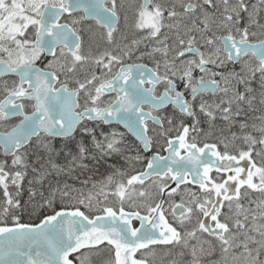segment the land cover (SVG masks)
Masks as SVG:
<instances>
[{
    "label": "snow or ice",
    "instance_id": "snow-or-ice-1",
    "mask_svg": "<svg viewBox=\"0 0 264 264\" xmlns=\"http://www.w3.org/2000/svg\"><path fill=\"white\" fill-rule=\"evenodd\" d=\"M259 4L264 7V0H259ZM204 5L212 10L211 15ZM221 6V19L216 27L224 28L227 35L216 36L212 25ZM126 7L120 0H0V78H18L11 86L2 81L6 94L0 100V121L23 117L10 131L0 133V147L6 155L13 157L12 165L23 163L20 150L33 137H39L42 132L49 136H68L85 120L122 124L136 136L145 151H151L153 147V140L148 135V122L151 121L162 129L161 136L167 145L163 148L167 155L154 153L143 170L135 174L117 170V175L126 178L114 181L109 176L107 184L98 189L94 185V190L87 194L68 186L63 190L53 189L45 200L53 214L45 215L39 224L20 223L19 217H15L14 226H0V240L3 241L0 264H73L69 256L77 252L80 253L77 257L80 264H89L88 253L81 249H99L105 242L114 249V259L106 264H149L147 257L155 252L152 246L188 247L191 239L198 242L191 246V264H200L198 253H204L203 245L207 241H201L197 233L207 234L219 242V261L213 264H264V201H249L248 207L241 202L242 198H247L248 190L264 193V164L257 166L252 156L254 147L260 145L256 154L264 159V118L259 128L253 125L259 137L246 134L247 150L231 155L227 144L223 153L216 150L215 144L205 143L199 147L194 137L191 141L188 139L189 126L186 125H182L181 134L169 137L171 127L165 129L164 125L171 126L172 120L153 115L169 104L188 116L196 115L184 92L178 90V81L190 91L193 101L203 93L227 94L228 78L222 72L212 70L224 67L225 59L238 62L245 57L255 58L264 75V39L249 40L250 35H256L250 33V26L264 29L258 19L261 8L250 6L246 0H235V3L230 0H202V3L199 0L196 3L192 0L186 3L183 0L168 3L143 0L135 13L137 28L148 29L151 37L159 36L164 27L176 30L172 46L160 41L162 47L147 53L150 57L156 53L163 57V71L160 60H155L154 68L141 63H125V57L131 59V48L122 50V54L105 51L93 58V63L106 72L101 75L93 72L83 81L76 79L77 87L69 88L68 80L73 77L68 74L75 73L77 66L90 58L81 53L84 38L82 29L77 26L82 21H95L100 28L106 29V39L112 43L121 20L120 10ZM178 7L182 11H177ZM198 9L200 17L192 19L188 16L190 25L183 23L186 14L196 13ZM76 12L83 15L70 22H61L62 17L71 18ZM166 19L175 20V23L165 25ZM242 20L245 26L237 27ZM233 28L238 37L233 34ZM201 42L207 46L205 51L198 46ZM48 56L52 59L48 60ZM186 56L196 59H186ZM38 61H47L45 68L39 67ZM113 65L118 66L114 74ZM197 70L203 73L198 78L194 76ZM61 75L65 77L63 81ZM217 75L221 80L214 78ZM239 79L243 80V77ZM160 84L164 85V91L156 95V87ZM246 91H250L247 83ZM81 92L84 94L83 107ZM110 93H115V97L105 104L101 97ZM234 98L245 100L240 93ZM24 100L35 101L31 114L24 112L25 105L20 103ZM221 103L226 104L220 110L228 120L232 115V100ZM145 105L149 111L145 110ZM199 107L211 120L215 119L211 109H219L220 105L201 102ZM83 130L94 131L86 126ZM192 130L196 131V128L193 126ZM122 136L112 132L110 138L105 137L106 144L96 142L95 146L104 155L119 153ZM85 151L80 146L81 156ZM126 159L131 164L133 160L139 161L141 156L137 154ZM240 161H245L246 166L239 167ZM213 169L217 174H234L218 182L209 175ZM242 173L244 178H241ZM10 176V183L18 187L23 180L22 171L10 173L0 165V186L7 205L3 208L4 213L9 208L19 207V201L9 192ZM254 177L258 178L257 182ZM191 184L198 185L199 195L181 188V185ZM108 185L113 187L109 189ZM242 188L245 189L243 193ZM57 192L62 204L65 200L75 201L70 210L66 206L59 211L53 208ZM110 195L119 200V207L101 206L102 200L107 201ZM176 197H179L178 201ZM137 201L144 209L143 214L138 210ZM126 203L133 210H126ZM253 203L255 208L251 207ZM77 205H83L89 212L95 207L102 214L90 217ZM225 208L227 211H222ZM193 217L196 223L188 230L186 226L191 224ZM134 220L138 226L133 224ZM137 252H141L140 258H136Z\"/></svg>",
    "mask_w": 264,
    "mask_h": 264
},
{
    "label": "flooded vegetation",
    "instance_id": "flooded-vegetation-1",
    "mask_svg": "<svg viewBox=\"0 0 264 264\" xmlns=\"http://www.w3.org/2000/svg\"><path fill=\"white\" fill-rule=\"evenodd\" d=\"M121 3L127 5L126 8H122L121 11V20L120 23L118 25V31L115 34V54H122V50L126 51L128 48L132 49V53H131V59H128L127 57H125L124 62L125 63H141V64H146L149 68H154L155 67V60H160L161 61V71H163V57L159 54L156 53L153 57H150L149 55H147V53L152 52L153 48L156 47H162V44L160 43V41H164L165 43H167L169 45V41H168V27H164L161 29V34L157 37H151L148 34V29H139L136 27V9L139 5H141L143 3V0H120ZM153 2H173V0H153ZM178 2V0H177ZM183 2H188V0H183ZM193 3H196L195 0H192ZM198 2V0H197ZM231 2V0H230ZM246 3H248L250 6L251 5H256L258 8H261V11L259 12V22L260 24H264V7L260 6L259 4V0H246ZM177 11H182L181 9H177ZM200 10L198 9L197 12H199ZM196 12V13H197ZM83 13L80 12H76L72 14V17H68L67 15L65 17H62L61 22H65L68 21L70 22L72 18L75 17H79L82 16ZM243 16H246L245 13H242ZM165 16H167V13H165ZM184 21V19H183ZM165 25H167V19L165 20ZM241 26L243 27L245 26V21L242 20L241 21ZM77 27L82 29L81 35L84 38V43L82 45L81 51L83 49H85V45L87 42V30L90 29L92 31H102L106 33V29L100 28L98 25H96L95 21H82V23L80 25H78ZM30 31V29H29ZM249 31L251 32H255L256 35L249 36V40L252 42H256L259 39H264V29H261L257 26H250L249 27ZM234 35L238 34L233 31ZM222 35H227V31H222L219 32V35L216 36H222ZM165 37H167V40L165 41ZM133 41H137L138 43L133 44ZM201 48V51H205L206 50V45L203 44V42H201L198 45ZM218 46L221 47V49H223V45L219 44L218 42ZM46 55V54H45ZM140 59H138V57H141ZM186 59H196V57L194 56H186ZM48 60H51L52 57L48 56L47 57ZM169 59H171V52L169 53ZM38 66L41 68H45L47 61H45L44 63L41 62H37ZM258 62L255 60V58H251V57H245L243 58V60H240L238 62H232V61H228L227 59H225V64L224 67L222 68H212L213 71L216 72H222L224 74L225 77L228 78V87H232L233 85H236L240 88V93L243 94L245 96V100H237V99H233L234 97L231 95L232 94V89L229 88V92L227 94H223L220 95L222 92H217L215 95L211 94V93H203L199 96L196 97V99L193 101L190 91H186L181 85L180 82L178 81V90L184 92L185 98L189 101V103L192 105V110L196 113V115L193 116H188L185 113H181L180 110L174 106V105H167L166 107L160 109L158 112H153V115H159L162 118L168 119L170 118L172 120V125L169 126L167 123H165L164 128L168 129L169 127H171V131L168 133L169 137L174 138L176 135L181 134L182 132V125H186L189 126V137L188 139L191 141L192 138H195V142L197 143V145L199 147H203V145L205 143L207 144H215L216 145V150L220 151L221 153H223L225 151V144H227V151L229 154L231 155H238V153L242 150H247V143L244 139L246 134H251L253 136H257L256 135V128H252L249 126V133L246 132L247 128H243L242 125L246 124H252L251 122H246L244 123L243 118H245L246 121L249 120L248 116L244 115V112H241L239 110V107L242 106L245 108H251L253 107V99H252V94L257 92V87L258 85H262V82H264V78L261 72L257 73V70H253L254 68H258L257 67ZM99 69V68H98ZM118 66L115 65V70L114 73L117 71ZM252 69V70H250ZM100 70V69H99ZM113 73V74H114ZM203 75V73H200L198 70L196 72H194V76L195 77H199ZM239 77H243V80L239 79ZM64 76L61 75L60 79L61 81L64 80ZM216 80H221V77L219 75H217L216 77H214ZM18 78L15 76H6L3 78H0V100H2L4 98V95L6 94L4 92V84L2 83V81H7L8 82V86L12 85V82L14 80H17ZM205 79H208L207 76H205ZM247 83V88L250 89V91H246V83ZM57 87H59V84L56 85ZM68 86L69 88H75L77 87L76 83L71 81L70 79L68 80ZM223 86V84H222ZM256 87V88H255ZM253 88H255V90H253ZM164 91V85L160 84L157 85L156 87V95H160L162 94ZM230 93V94H229ZM108 101L111 99H114L115 97V93H110V94H106ZM228 101V100H232V115L230 116V119L225 120L224 117L222 115H225V113H223L220 109H222L223 107L226 106V104H222L221 101ZM237 100V101H236ZM108 101H103L105 104ZM201 102H205L208 105H220V108H215L213 107L211 109V111H213V114L215 116V119H211L204 113L200 111V103ZM20 103H23L25 105L24 107V112L27 114H31V112L34 110L33 105L35 104V101H29V100H24V101H20ZM83 92H81V96H80V104L81 107H83ZM103 106V105H102ZM145 110L149 111V107L147 105H145ZM241 112L240 116L236 115V113ZM23 119L22 116H14L11 117L8 120H4V121H0V132H6V131H10L11 128L13 126H15L16 124H18L20 122V120ZM242 120V123H238L239 121ZM199 121V123L197 124L196 122ZM87 124L89 125H93V124H98L100 125L102 128H107L109 126L105 125L103 122H92V121H88L85 120L81 123V125L78 126L76 133L71 136V137H67V138H55V137H51L48 136L44 133L40 134L39 137H33L32 141L23 149L20 150V154L23 155V163L20 165H12V160L13 157L12 156H5L3 154V149L0 147V157L2 158V160L7 163V165H12V167L17 170L19 169L20 171H22L23 173V180L21 181V187L22 189H25V186L27 189H29V186H27L28 184V179L30 177L34 178V176H36L37 174V169L39 167V163L41 161V159L39 158V144H40V140L42 138L52 142L53 144L57 145V147H64L66 148H70L72 146V140L75 137L81 136L82 134H85L83 131L84 126H86ZM258 124V122H257ZM115 129L117 133H121L124 136L122 137V143H121V147L123 150V154H127V156L129 157L130 154H128V152H139L138 154L141 156V159L139 161H135L133 160L131 162V164L129 163V161L127 160V163L130 167H135V165L138 164L139 169L137 171H141L144 169L147 161L151 158V156L156 153V152H160L161 155H166L167 152L163 151L164 147H167V145L165 144V138L163 136H161V131L162 129L158 126L153 124L151 121L148 122V135L152 138L153 140V147L151 149V151L147 152L143 149L142 144L140 143V141L132 134H130L129 132H127L124 128H122L120 125H112ZM193 126L196 128V131H193L192 128ZM244 135V136H243ZM242 136V137H241ZM258 137V136H257ZM259 145H256L254 147L252 156L254 161L257 163V159L255 157V153L254 151H256L258 149ZM66 151V150H65ZM125 151V152H124ZM205 151H208L207 149ZM124 154V156H125ZM210 154V153H209ZM137 154H132V157H135ZM213 159H215L213 157ZM56 161V163H60L62 166H67L66 163H68V159L67 157L65 158H61L59 160H53ZM94 160H91L90 163H92ZM49 162V161H47ZM85 161H81L79 160V164L76 166V169H74L73 171V176L71 179L72 182H74L75 184H77V186L79 187L78 190L83 191L85 194H87L89 191H93V186L95 185L96 188H100L102 186V182L100 180H98L95 176H93L91 173H84L83 171H81V169L87 168L88 164H86ZM241 162V161H240ZM89 163V164H90ZM46 164V163H44ZM86 165V167L84 166ZM127 167L126 170H128ZM77 168H80V170H78ZM131 170V169H130ZM137 171H133L131 170L130 173L135 174V172ZM80 172V173H79ZM88 172V171H86ZM89 174V175H88ZM234 173H221V174H217V172L215 171V169H213L212 172H210V176L213 179H216L218 182L225 179L227 175H232ZM115 178L117 179L116 181H118L119 179L114 176V181ZM10 180V178H9ZM257 178L254 177V182H257ZM30 183V182H29ZM148 183H151L150 181ZM34 186V185H33ZM37 186V185H36ZM113 186L111 185V187H108L109 189H111ZM181 188H187L190 189L192 192H196L198 195L200 194L198 185L195 184H191V185H181ZM26 189V190H27ZM245 191L244 188L241 189V192L243 193ZM251 191V195L250 196H255L254 191L252 190H248ZM28 191L26 192V196H27ZM58 194V192L56 193ZM57 197V196H56ZM185 198L187 199V193H185ZM250 198V197H249ZM247 198V199H249ZM247 199H243L242 198V202H245ZM102 200V198H101ZM108 200L112 201L114 207H119V200L114 197V196H110L108 198ZM176 200H179V197H176ZM75 201H72L71 203L67 202V200L64 201V203H61L60 198L56 199V202L53 204V208H55L57 211H59L62 207H68V209H71L72 204H74ZM106 203V201H102L101 206H103V204ZM137 205H138V210L141 211V213L143 214L144 209L142 207H139V201H137ZM81 208L82 211H85L86 215H89L90 217L95 216V215H100L102 213L98 212L96 210V208L94 207L92 209L91 212H89V210L85 209L83 205H77ZM125 209L126 210H133L129 207V205H125ZM48 215L53 214V210L49 209L48 210ZM222 211H227V208L223 209ZM39 218L36 220H29V219H24L19 221L20 223H26V224H38L40 223ZM169 220L170 222L172 221L171 216H169ZM27 221V222H25ZM134 225L138 226V222L137 221H133ZM3 225L5 226H13L14 224L12 222H7V223H3ZM207 235V234H206ZM208 236V235H207ZM209 237V236H208ZM213 238V237H211ZM158 246H162V245H155L156 248ZM177 246V245H176ZM176 246H162L163 248H165L166 251V256L169 254L170 257H176L177 255L174 254V252H176ZM159 248V247H158ZM145 251V250H142ZM139 252H137L138 254ZM76 254V253H75ZM136 254V258L137 257ZM69 259L73 260L72 255L69 257ZM74 260H73V264H74Z\"/></svg>",
    "mask_w": 264,
    "mask_h": 264
},
{
    "label": "rangeland",
    "instance_id": "rangeland-1",
    "mask_svg": "<svg viewBox=\"0 0 264 264\" xmlns=\"http://www.w3.org/2000/svg\"><path fill=\"white\" fill-rule=\"evenodd\" d=\"M195 1L197 2V0ZM199 2L202 3V0H199ZM230 3H235V0H231ZM204 8L211 15L212 10L209 9L207 5H204ZM177 9H180V8L178 7ZM221 12H222V6H221V10L215 13V23L212 25V30L215 33V35H219V32L226 31L222 27H216V25L219 23V20L221 19ZM200 15H201L200 11L197 13L186 14V16L183 18L184 19L183 23L190 25V21L188 20L187 17L191 16L192 19H197L198 17H200ZM169 23H175V20H172V21L167 20V24ZM240 26L241 24L238 25L237 27H240ZM233 31H235V28H233ZM175 32L176 30L174 28L173 29L168 28L169 46H172L175 42V39H176ZM87 37H88L87 42L84 47L85 49H83L81 53L89 56L90 58L89 60L78 65L75 73L68 74L69 77H73L70 79L73 82H75L76 79L83 81L86 77H90L93 72H95L97 75H101L102 73L106 72V70L102 69V67L97 66L93 63V58L99 57L105 51H111L113 54H115V34H113L112 43H109L107 41L106 33L102 31L97 32V31H92L88 29ZM114 70H115V65H113L112 74L114 73ZM253 70H257V73L260 72L258 68H254ZM263 78H264V75H263ZM229 88L232 89L231 95L233 97H235L237 93H240V88L236 85H233L232 87H229ZM255 88H253V90H255ZM223 94L225 93L222 92L220 95L223 96ZM251 96L253 99V103H252L253 107L251 108H245V106L239 107V110L241 112H244L245 116L249 117L248 121H246L245 118H243L244 123L246 122L252 123V124H248L246 127L247 128L246 132L248 133L250 132L249 126L252 128V126L255 125L256 128H259L262 124V118H264V102H262L264 101V84L258 85L257 92L252 94ZM233 99L235 100V98ZM83 100H84V94H83ZM101 100L106 102L108 101V98L105 95L101 97ZM241 112H239L238 114L236 113V115L240 116ZM222 116L224 117V115ZM238 123H242V120L239 121ZM86 127L89 129H93L94 131L85 132L83 130L85 134H82L81 136L73 138L72 143H71L72 145H74V147L76 146L78 153H72L70 149L72 146L70 148L62 149L64 147H57V145L53 144L52 142L44 138L40 140L39 151L42 149L46 151H49V150L52 151L53 149H59L60 151L66 150L64 151L63 156H61L60 159L67 157L69 161L68 163H66L67 166H62L60 163L57 164L56 161L48 160L49 158L47 160L41 159L39 163V167L37 169L38 172L36 176H34V178L30 177L28 179V181L30 182V183L28 182L27 184V186H29V189H27L26 186H25V189H22L21 182L19 183L18 187L15 185H12L10 183V180H11V176H10L9 177L10 178L9 192L13 196L14 200L19 201L18 208H9V211L7 213L3 212V208L6 207L7 205L5 203L6 197L3 194V188L2 186H0V192L3 194V197H4V199L0 201V226H2L3 223L15 222V217L19 215H25L27 219H30L33 216V219H30V220H36L38 218L39 209L41 208L40 206L43 205V207L48 208L47 204L45 203V200L50 197L53 189L63 190L65 186H68L70 189L78 190L79 187L77 186V184L72 182L71 179H73L72 178L73 171L74 169H76V166L79 164V160L80 162L85 161L86 164H89L91 160L100 159V158L103 160H107L108 158H113L115 154L120 153L119 152V153H112L110 155H104L102 154L101 149L95 146L96 142H100L101 144H106L105 137L110 138V134L112 132H116V129L113 126L102 128L98 124H93V125L87 124ZM256 135L259 137V132L257 130H256ZM93 137H95V139H93ZM80 146H83L86 149L83 156H81L79 153ZM120 148H121V153H122L123 150H122L121 145H120ZM260 148L261 146L259 145L258 149L254 151L255 157L258 163L257 166L264 164V159H262L260 156H257L256 154L258 151H260ZM0 165L4 166L5 171H8L10 173H14L15 171H20L19 169L15 170L12 167V165H7V163H5L1 157H0ZM130 169L133 171L134 170L137 171L139 169V166L137 164L135 165V167H130ZM27 191L28 193L26 196ZM33 192L36 193L35 196L32 195ZM41 193L43 195H41ZM254 193H255L254 194L255 196L253 197V196H250L251 191H248L247 198L249 197L250 198L249 199L243 198L247 200L245 202L241 201L245 205V207L249 206V201H255L257 203L264 201V193L255 192V191ZM57 198H60L59 193L55 195L53 204L56 202ZM251 207L255 208V203H253ZM49 209H52V208H49ZM257 222H260V221H257ZM195 223H196V218L193 217L191 224L186 226L188 230H191V227L195 225ZM197 237H199L201 241H207V243H204L203 245L205 249L204 253H198L200 257V264H213L214 261L218 262L219 257H220L219 242L215 240V238L208 237L206 234L201 235L200 233H197ZM197 243L198 242L196 239H191L189 241V246L187 247V249L190 250L189 252H190L191 257L189 256V258H186L185 260H183L184 255L182 256V259L180 258L176 259L175 257H171L170 259L171 264H191L192 262L191 246ZM209 250H212L211 254H209ZM158 252L159 250L157 248L155 249L154 254L151 256L158 255L159 254Z\"/></svg>",
    "mask_w": 264,
    "mask_h": 264
},
{
    "label": "trees",
    "instance_id": "trees-1",
    "mask_svg": "<svg viewBox=\"0 0 264 264\" xmlns=\"http://www.w3.org/2000/svg\"><path fill=\"white\" fill-rule=\"evenodd\" d=\"M65 149V148H62ZM72 153H78L76 146L74 147V145H72V147L70 148ZM65 150L60 151L59 149H53L52 151H46V150H40L39 151V158L40 159H48V160H59L61 156H63ZM138 154L139 152H129L128 154H130V156H132V154ZM120 154V155H119ZM115 154L113 156V158H108L107 160H103V159H95L92 163L88 164L87 168L81 169V171H83L85 174L86 173H91L93 176H95L98 180H100L102 182V186L107 184V178L109 176L113 177L116 176L119 180L125 179L126 177H121L119 175H117V170H119V172H123L125 174H131L130 173V168L127 169V167H130L127 163V159L126 157L127 154ZM124 157V158H123ZM78 170H80V168H77ZM88 171V172H86ZM80 173V172H79ZM89 175V174H88ZM117 179L115 178V181ZM118 180V181H119ZM108 187H111V185H108ZM4 199L3 194L0 192V201ZM107 205V206H113L112 201L107 200L106 203L103 204ZM127 205V203L125 204ZM41 207V206H40ZM49 208L47 207H41L39 209L38 212V218H39V222L44 218L45 215H48V211ZM37 215V214H36ZM19 217V221L27 219V217L25 215H19L17 216ZM37 218V219H38ZM33 219V216L30 218ZM29 219V220H30ZM27 222V221H25ZM13 224H15V222H12ZM24 223V222H23ZM155 247V246H152ZM159 247V248H158ZM154 249L159 250V254L155 255V256H151L149 255L147 257L149 264H171L170 259L168 258L170 257L169 254L166 256V249L163 248L162 246H158ZM148 251V250H145ZM190 250L187 249V247H183L182 245H177L176 246V252H174L175 255H177L175 258L176 259H182L183 256V260H185L186 258H189L190 256ZM81 252H87L89 255V264H106L107 261H111L114 259V249H112L111 246H106L105 245H100L99 249H92V250H88V249H83L81 250ZM181 255V256H180ZM80 256V253L77 252L76 254H73V260H74V264H80L79 260L77 259V257ZM137 257L140 258L141 257V252H139L137 254ZM191 257V256H190Z\"/></svg>",
    "mask_w": 264,
    "mask_h": 264
},
{
    "label": "water",
    "instance_id": "water-1",
    "mask_svg": "<svg viewBox=\"0 0 264 264\" xmlns=\"http://www.w3.org/2000/svg\"><path fill=\"white\" fill-rule=\"evenodd\" d=\"M179 109V108H178ZM92 122H99V121H92ZM105 125H107V126H111V125H120L122 128H124L126 131H127V129L122 125V124H119V123H117L116 121H112L110 124H105ZM78 128V127H77ZM77 128L75 129V131L73 132V133H71L70 135H68V136H51V137H55V138H67V137H71V136H73L75 133H76V130H77ZM128 132V131H127ZM1 133V132H0ZM43 133V132H42ZM42 133H40V134H42ZM130 134H132V135H134L133 133H131V132H129ZM45 134V133H44ZM47 135V134H46ZM49 136V135H48ZM135 136V135H134ZM136 137V136H135ZM2 148V147H1ZM3 149V148H2ZM147 152H149V151H147ZM207 152V151H206ZM3 154L5 155V156H11V155H6L5 153H4V150H3ZM167 155V154H166ZM234 166H237V165H235L234 164ZM239 167H245L246 166V162L245 161H241V162H239V165H238ZM241 178H244V174L242 173L241 174ZM174 186V185H173ZM135 221V220H134ZM39 224V223H38ZM14 226V225H13ZM9 227H12V226H9ZM3 243V241L2 240H0V244H2ZM105 244H106V242H105ZM81 250H83V249H81ZM73 254H75V253H72L71 255H73ZM70 255V256H71ZM69 256V257H70Z\"/></svg>",
    "mask_w": 264,
    "mask_h": 264
},
{
    "label": "bare ground",
    "instance_id": "bare-ground-1",
    "mask_svg": "<svg viewBox=\"0 0 264 264\" xmlns=\"http://www.w3.org/2000/svg\"><path fill=\"white\" fill-rule=\"evenodd\" d=\"M244 136V135H243ZM242 137V136H241ZM125 152V151H124ZM121 153V152H120ZM129 153V152H128ZM123 154V153H122ZM125 154V153H124ZM120 155V154H119ZM124 158V157H123ZM78 188V187H77Z\"/></svg>",
    "mask_w": 264,
    "mask_h": 264
}]
</instances>
